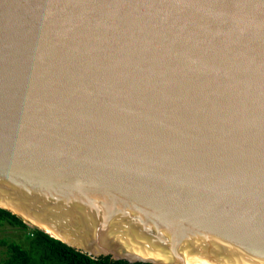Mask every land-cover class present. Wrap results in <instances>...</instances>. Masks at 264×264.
Returning a JSON list of instances; mask_svg holds the SVG:
<instances>
[{"label": "water", "instance_id": "1", "mask_svg": "<svg viewBox=\"0 0 264 264\" xmlns=\"http://www.w3.org/2000/svg\"><path fill=\"white\" fill-rule=\"evenodd\" d=\"M0 202L93 257L264 264V0H0Z\"/></svg>", "mask_w": 264, "mask_h": 264}, {"label": "trees", "instance_id": "2", "mask_svg": "<svg viewBox=\"0 0 264 264\" xmlns=\"http://www.w3.org/2000/svg\"><path fill=\"white\" fill-rule=\"evenodd\" d=\"M0 223L25 229L29 239L27 246L17 242L11 243L7 258L0 261V264H152L143 261L116 260L104 255L93 257L43 229L30 227L23 218L1 206Z\"/></svg>", "mask_w": 264, "mask_h": 264}, {"label": "bare ground", "instance_id": "3", "mask_svg": "<svg viewBox=\"0 0 264 264\" xmlns=\"http://www.w3.org/2000/svg\"><path fill=\"white\" fill-rule=\"evenodd\" d=\"M0 204L2 205H6L5 202H0ZM26 220L28 222H30L31 224L35 225V226H38L39 228L45 230L46 232H48L49 234H51L52 236L56 237V238H59V239H64V240H67V241H72V242H75V243H79L77 241H80L78 239L75 238L74 239V235L71 234V233H63V232H60L58 229L56 228H53L52 226H50L48 224V222H45V221H41L37 218H33V217H25ZM52 224V223H50ZM120 234L118 236H116V240L119 243V245H122L128 249H134V251L136 252H139L141 253L143 256H149V257H161L157 252H152L150 250V248L145 244V243H141L138 244L136 243L133 239H132V235L128 232H119ZM142 246V247H141ZM187 264H192V263H195V264H210L208 262L207 259L205 258H200L198 256H188L187 258ZM223 264H238V263H228V262H223Z\"/></svg>", "mask_w": 264, "mask_h": 264}, {"label": "rangeland", "instance_id": "4", "mask_svg": "<svg viewBox=\"0 0 264 264\" xmlns=\"http://www.w3.org/2000/svg\"><path fill=\"white\" fill-rule=\"evenodd\" d=\"M30 227H38L30 222H27ZM39 228V227H38ZM20 243L23 246H27L29 239L27 237V231L17 226H12L8 223H0V261L7 258L9 253V245L11 243Z\"/></svg>", "mask_w": 264, "mask_h": 264}]
</instances>
